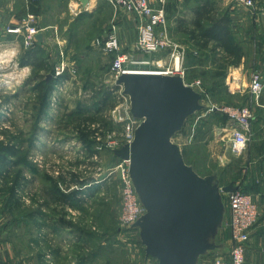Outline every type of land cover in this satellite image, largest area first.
Masks as SVG:
<instances>
[{"label": "rangeland", "instance_id": "1", "mask_svg": "<svg viewBox=\"0 0 264 264\" xmlns=\"http://www.w3.org/2000/svg\"><path fill=\"white\" fill-rule=\"evenodd\" d=\"M221 1L215 0L217 10L227 8L220 5ZM236 7L239 12L248 10ZM34 11L23 0H0V221L15 253L11 264H162L148 251L141 227L134 225L137 220L130 226L121 225L122 189L113 172L122 160L116 150L123 147L118 144L123 140L124 130L120 119L128 100L111 70L115 56L103 48V37L115 20L119 24L123 14L132 15L120 10L117 17L108 18L104 11L98 23H93L88 17L79 20L75 16L73 20L65 11V27L67 21L76 24L71 25L65 40L68 66L43 109L37 85L55 77V68L61 63L60 53L52 46L53 53L40 57L45 58L47 67L27 71L28 64L22 63L27 60H21L18 52L26 55V49L36 47L25 48L21 36L9 32L21 25L28 14L39 17ZM47 18L54 20L58 16ZM232 28L237 35L238 25ZM174 39L192 54L190 40L184 33ZM260 42V38L255 40V44ZM9 52H13L12 56ZM132 54L140 60L164 58L160 52ZM209 59L213 62V57ZM154 66L151 62L130 67ZM34 71L39 75L36 79ZM196 78L202 81L204 92L195 90L202 95L199 101L204 108L186 118L173 140L181 147L186 163L199 175H213L222 184L239 177L235 169L238 158L223 133L228 118L220 110L223 114L219 112L216 117L210 108L249 106L251 95L240 98L228 87L232 95L215 100L204 85L205 80ZM193 79L186 81L191 83ZM117 109L120 111L114 113ZM111 140L117 141L113 148L107 146ZM219 186L214 211L218 208L223 226L219 237L214 239L221 248L213 253L226 255L231 247L226 230L230 223L229 193L222 190L220 183ZM65 195L71 196L70 202Z\"/></svg>", "mask_w": 264, "mask_h": 264}, {"label": "water", "instance_id": "2", "mask_svg": "<svg viewBox=\"0 0 264 264\" xmlns=\"http://www.w3.org/2000/svg\"><path fill=\"white\" fill-rule=\"evenodd\" d=\"M37 40H43L42 33ZM117 84L141 120L133 143L116 150L131 160L130 174L146 208L134 225L141 227L148 251L162 264H198L201 256L221 248L214 241L223 226L218 208L214 211L220 186L215 176L202 177L186 163L173 137L189 115L204 108L202 95L179 74L126 73ZM236 189L233 184L222 187L225 192Z\"/></svg>", "mask_w": 264, "mask_h": 264}, {"label": "crops", "instance_id": "3", "mask_svg": "<svg viewBox=\"0 0 264 264\" xmlns=\"http://www.w3.org/2000/svg\"><path fill=\"white\" fill-rule=\"evenodd\" d=\"M23 1L25 4L29 3V6L31 5V7H34V10H36L34 13L36 12L40 17L39 22H41L40 27L42 29L41 33L43 34V40L39 41L40 43L36 48L26 49L27 53H35L38 57L37 61H34L33 58L29 57V62H27L28 65L25 67L27 71L29 69L33 70L35 64L44 65V68L45 66L47 67L45 58L43 60L40 59V57L43 54L53 53L52 46L54 45L58 49V54L60 53L59 62H66V58L68 57H65V40L72 30V27L76 24L71 23L72 21L69 23L67 21L66 24L68 25L65 27V11L72 16L71 18L77 16L79 20H82V17L84 20L88 17L93 23H98L99 17L102 16L101 13L104 11L107 12L108 18H111V16L114 17V15L116 16L118 13L108 0H87L86 3H84L83 0ZM151 1L154 7L165 6L168 18V28L170 27L171 31H174V38L181 36L182 32L179 30H172V27L179 28L180 30H185L186 28L190 30L195 29V21L199 18V12L201 13V11H203L206 13V16H204L201 21L204 23L207 21V14H210V16L213 15L214 8L218 5H216L215 0H175L172 3L168 2V0ZM220 5L227 8L225 10H217L216 8V14L217 12L222 13L223 11H227L231 14V19L233 20L232 26H234V24L238 25L237 38L243 44L242 47L244 51L243 57L238 65L228 66L226 84L231 91L238 93L240 98L246 94L251 95V104L249 106L253 107L255 117L252 121V138L244 153L237 156L238 162L235 169L238 170L239 177L237 179H227L222 184L221 182L219 183L222 187L233 184L235 187H239L243 191L251 194L257 202L259 207V218L255 228L250 234V240L246 244L245 257L246 264H264V89L258 97L254 96L250 90L251 75L254 71L261 72L264 81V0H256L255 12H249L246 9L239 12L240 8L236 7V4L230 0H222ZM235 8H237V10H235ZM228 9H233V11ZM50 15H56L58 16V19L60 18L61 20H51V18H47V16ZM131 15L132 16L123 14V16H121L120 14L123 19L117 24L120 30L119 36L123 52L132 51L138 38L139 18L134 14ZM115 22L118 23V20H115ZM72 24L73 26L71 27ZM233 29L235 30V28ZM125 31L127 32V35ZM175 32L177 33L175 34ZM104 38H106V36L103 37V39ZM258 38L261 39V42L255 44V40ZM189 47L198 54L201 52H208L207 49L199 48L192 41H190ZM18 55L21 56V60L22 58L28 60L26 55H22V53L19 54V52ZM162 55L165 58L167 54H161L160 56ZM208 67H211V63H209ZM44 68L41 69V71L44 70ZM201 69H203V67H199V70ZM196 77L193 80H197ZM213 115L214 114H212V116ZM223 133L225 137H228V134L225 131H223ZM217 134L220 135L221 132H217ZM241 160H244V162H241ZM230 164L231 163H228L229 166ZM231 167L232 166H230V168ZM227 193L230 194L231 192ZM227 210L230 215V222V206ZM1 222L2 220L0 221V252H3V255L0 254V258L2 257L0 264H9V262L11 264L12 259L15 257V253L11 248L12 243L9 240L8 235L6 236L5 226L3 227L4 224H1ZM226 230L231 246L230 226L227 227ZM5 245H7V247ZM222 251L223 250H221L220 253H222ZM212 253L213 251L201 256L198 264H215V260L218 256L225 257L230 261V251H228L226 255Z\"/></svg>", "mask_w": 264, "mask_h": 264}, {"label": "built area", "instance_id": "4", "mask_svg": "<svg viewBox=\"0 0 264 264\" xmlns=\"http://www.w3.org/2000/svg\"><path fill=\"white\" fill-rule=\"evenodd\" d=\"M117 10L134 14L139 18L138 38L135 46L130 52H123L119 36V28L114 21L107 32L103 42V48L108 53L114 54L111 70L116 80L126 73L133 70L130 66H146L152 62L154 68L148 69L157 74L176 75L179 74L184 79L187 86L204 92L201 80L191 83L186 81V48L176 41L169 33L167 12L164 5L154 7L151 0H108ZM237 6H243L251 12L256 10V0H230ZM42 29L39 24V17L28 14L21 25L9 29V32L21 36L25 48H34L40 42L37 35ZM142 52L145 54L166 52L167 56L163 59L154 61L140 60L132 53ZM67 63L61 61L55 68V78L61 77L67 68ZM122 90L123 86L121 85ZM264 89L263 75L259 71H254L251 75L250 90L256 97ZM126 95V94H125ZM126 105L124 116L121 114L120 121H123V140L120 145H131L135 139L137 128L141 120L135 119L131 113V101L126 95ZM213 110L223 111L227 115L228 122L224 131L228 134L229 145L235 156L242 155L252 138V121L255 117L252 106L241 107H222L211 106ZM120 111L115 110L114 113ZM122 112V111H121ZM128 115V116H127ZM118 118L120 116L117 115ZM112 138V136H110ZM100 139V137H99ZM117 144L116 140L108 143L109 148ZM131 160L122 159L113 169L117 174L122 189V207L120 222L122 226H130L133 222L145 214V207L139 201L137 191L130 174ZM229 205L231 220L229 223L231 232V250L228 261L225 257L218 256L215 264H246V244L250 240V234L255 228L259 218V207L254 197L240 189L239 187L229 194Z\"/></svg>", "mask_w": 264, "mask_h": 264}, {"label": "trees", "instance_id": "5", "mask_svg": "<svg viewBox=\"0 0 264 264\" xmlns=\"http://www.w3.org/2000/svg\"><path fill=\"white\" fill-rule=\"evenodd\" d=\"M207 15V21L202 23V18L206 16V13L203 11H201V13L199 12V18L195 21V29H177V31L179 30L180 32L187 35L189 40L194 42L196 46L202 49H207L208 51L207 53L201 52L200 54L194 52L193 50L192 54L186 51V79L188 78L191 80L193 77L195 78L196 76H200L205 80L206 83L204 85L208 88L215 100L222 99L223 95L229 98L232 94L230 93L228 85L224 80L227 75L228 66L238 65L240 63L244 54L242 47L243 44L234 33L232 28L233 20L231 19V14L229 12L223 11L222 13L217 12L216 14L215 7L214 14L211 16L210 14ZM169 33L173 37L174 31L172 32L170 27ZM162 53L165 54L166 52ZM26 57H31L34 61H37L38 59L37 54L31 52L26 54ZM210 57H213L212 60L215 64V67L213 62H211V67H208L210 63L209 61L211 60L209 59ZM27 62L29 61H23L22 63L25 65ZM43 66L44 65L41 64H35L33 70L36 71L37 68L41 70L44 68ZM199 67H203V69L199 70ZM35 71L33 74L35 75L34 77L36 79L39 75L35 74ZM61 77H54L52 80L50 79L49 82L42 80L40 81V84L37 85L43 109L48 106L50 102L51 91ZM213 111L215 116L222 113L216 109ZM223 115L224 118L227 119V115ZM212 123L214 122L209 121V124ZM187 163L189 162L187 161ZM4 164L6 163L4 162ZM12 189V191H15L14 188ZM71 199V196L65 195L66 201L70 202Z\"/></svg>", "mask_w": 264, "mask_h": 264}, {"label": "bare ground", "instance_id": "6", "mask_svg": "<svg viewBox=\"0 0 264 264\" xmlns=\"http://www.w3.org/2000/svg\"><path fill=\"white\" fill-rule=\"evenodd\" d=\"M13 52H9L8 55L12 56ZM129 74H138V75H155L154 71L148 69H133L129 72Z\"/></svg>", "mask_w": 264, "mask_h": 264}]
</instances>
